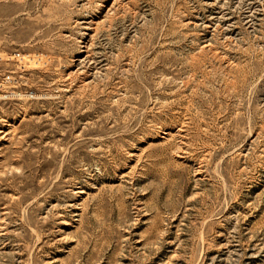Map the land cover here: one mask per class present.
Listing matches in <instances>:
<instances>
[{
	"label": "rangeland",
	"instance_id": "1",
	"mask_svg": "<svg viewBox=\"0 0 264 264\" xmlns=\"http://www.w3.org/2000/svg\"><path fill=\"white\" fill-rule=\"evenodd\" d=\"M0 264H264V0H0Z\"/></svg>",
	"mask_w": 264,
	"mask_h": 264
},
{
	"label": "built area",
	"instance_id": "2",
	"mask_svg": "<svg viewBox=\"0 0 264 264\" xmlns=\"http://www.w3.org/2000/svg\"><path fill=\"white\" fill-rule=\"evenodd\" d=\"M3 81H5V82H9V81H11V76L8 74V75H5L4 77H3Z\"/></svg>",
	"mask_w": 264,
	"mask_h": 264
}]
</instances>
